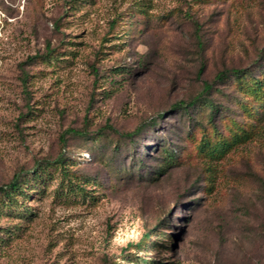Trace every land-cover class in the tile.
<instances>
[{
  "label": "rangeland",
  "instance_id": "rangeland-1",
  "mask_svg": "<svg viewBox=\"0 0 264 264\" xmlns=\"http://www.w3.org/2000/svg\"><path fill=\"white\" fill-rule=\"evenodd\" d=\"M236 72L264 79V0H0V264H264Z\"/></svg>",
  "mask_w": 264,
  "mask_h": 264
},
{
  "label": "trees",
  "instance_id": "trees-1",
  "mask_svg": "<svg viewBox=\"0 0 264 264\" xmlns=\"http://www.w3.org/2000/svg\"><path fill=\"white\" fill-rule=\"evenodd\" d=\"M48 53H49V51H47L44 56L48 55ZM42 57L43 56H41V58ZM37 58H40V57L35 56V57L31 58V59L32 60H35ZM233 76H234V78L237 81L242 82V84L245 83L244 82L245 79L240 74L238 75V72L234 73ZM223 77H224L223 75H219L218 74V76L216 77V80H222V79H224ZM248 80L250 82H249V84H246L245 83L246 86H245L244 91H247L248 93H250L251 95L256 96V97L259 94V98H261L260 100L261 101H264V79L262 80L261 78H254V79H251L250 78ZM209 88H210L209 85H205V88L204 89L207 91ZM194 102L195 101L189 102V103H180L181 105L179 104L178 106L173 107V108L174 109H177V108H182V109L183 108H187L189 106H192L194 104ZM210 109H211V113L214 112L213 109H215V111H217L216 107H214V106H212ZM141 131H142V129L140 128V129L137 130V133H140ZM37 166H40V164L37 165ZM42 166L44 168H50V167L54 166V163L45 162V163H43ZM19 179H20V176H15V177H13V179L11 181H9V183L6 185V188H5L6 191L3 192L6 196H9L12 192H14L15 190L18 189L19 184H18L17 181H19ZM155 232H159V230H156ZM148 239H149V235L148 234H144L141 237V239L137 242V244H136L137 247L140 248V246H143V244H145ZM121 257H124V256H121ZM143 263L144 264H149V262L147 260H144Z\"/></svg>",
  "mask_w": 264,
  "mask_h": 264
}]
</instances>
